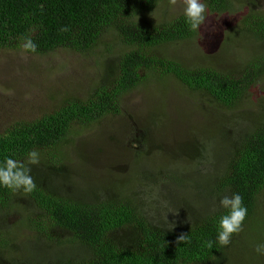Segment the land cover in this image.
I'll return each instance as SVG.
<instances>
[{
  "label": "rangeland",
  "instance_id": "374dc122",
  "mask_svg": "<svg viewBox=\"0 0 264 264\" xmlns=\"http://www.w3.org/2000/svg\"><path fill=\"white\" fill-rule=\"evenodd\" d=\"M230 2L231 11L214 14L202 0H162L143 19L154 24L194 13L200 23L193 38L163 46L160 53L184 67L231 73L244 70L254 56L264 57V43L241 26L249 12H264V0ZM122 51L107 36L85 54L61 48L45 55L0 49V135L15 123L86 100ZM121 106L117 115L73 129L63 143L67 157L57 177H52L54 168L47 159L40 164L42 156L34 159L36 175L45 178L43 187L59 196L80 200L88 193L99 198L121 194L156 226L189 227L227 202L219 181L235 138L264 121V77L231 109L172 78L135 89L123 97ZM260 209V233L239 232L228 247L227 264H264V192ZM26 218L33 225L26 226ZM46 225L43 211L27 195H18L10 208H1L0 232L9 231L11 245L0 264H12L10 260L31 264V257L38 264H52L61 252L74 254L68 247L61 252L51 245L46 249L32 229ZM49 232L66 237L61 231ZM28 244L46 253L27 249Z\"/></svg>",
  "mask_w": 264,
  "mask_h": 264
},
{
  "label": "trees",
  "instance_id": "16d2710c",
  "mask_svg": "<svg viewBox=\"0 0 264 264\" xmlns=\"http://www.w3.org/2000/svg\"><path fill=\"white\" fill-rule=\"evenodd\" d=\"M161 1L0 0V49L45 55L61 48L85 54L105 36L123 48L86 100L69 102L31 122L15 123L0 135V209L10 208L16 196L27 195L43 211L47 225L40 230L32 227L40 235L37 239L44 240L46 249L51 245L74 251H60L52 264H227L232 239L246 229L258 235L263 227L258 214L264 192V121L236 137L227 154L230 159L219 181V192L227 193V202L189 227L156 226L121 194L99 198L88 193L80 200L59 196L43 187L45 178L35 173L34 159L42 156L40 164L47 159L54 168L52 177H57L67 157L62 146L73 129L117 115L123 97L139 87L172 78L231 109L264 77V57L254 56L244 70L228 73L184 67L161 54L163 46L192 39L200 23L190 13L149 24L143 15ZM202 1L214 14L232 10L230 0ZM241 26L264 43V12H249ZM109 70L111 76L106 75ZM23 223L33 225L30 218ZM51 230L66 237H54ZM8 235L9 231L0 232V257L9 252ZM31 264H38L35 257Z\"/></svg>",
  "mask_w": 264,
  "mask_h": 264
}]
</instances>
